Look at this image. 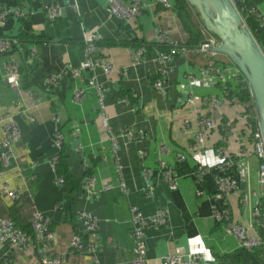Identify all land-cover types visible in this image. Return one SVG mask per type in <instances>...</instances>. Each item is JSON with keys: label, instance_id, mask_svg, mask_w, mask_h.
<instances>
[{"label": "crops", "instance_id": "obj_1", "mask_svg": "<svg viewBox=\"0 0 264 264\" xmlns=\"http://www.w3.org/2000/svg\"><path fill=\"white\" fill-rule=\"evenodd\" d=\"M108 1L77 0L75 11L67 0H0L2 7H21L27 12L25 20L11 17L0 24V39L12 42L10 49H0V121L13 119L21 133L10 165L3 168L0 164V171H4L0 175V219L12 218L16 202L28 199L33 211L50 218L53 235L49 243L32 227L31 233L24 232L30 246L21 251L0 242V264H45L56 257L62 264H131L132 207L146 217L160 209L167 212L164 226L144 230L148 264H164L166 255L189 253L200 254L209 264H264V248L245 251L225 230L231 222L264 239L263 226L253 216V208L264 204V188L258 184L260 162L245 109L232 104L221 81L205 73L211 58L196 48L174 56L173 71L165 80L167 96L155 89L156 59L161 51L158 31L167 32L181 45L189 41L175 12V0H169V9L158 0H140L148 10L134 22L109 19ZM55 3L61 6L62 14L50 20L45 7ZM252 8L264 16V0H242L241 10L247 26L264 38L263 22L248 16ZM84 31L100 37L92 59H105L115 69L105 74L98 68L97 78L106 89L107 116L118 142L116 152L111 133L102 123L96 91L89 86L92 74L84 71L81 78H74L71 73L86 60ZM22 34L34 39L16 38ZM140 46H145L146 52L136 64L131 50ZM212 62L232 64L226 56ZM11 63L19 66L14 77L7 69ZM52 76L58 77V84L48 82ZM229 87L230 92L236 89ZM76 90L86 94L81 101L75 98ZM203 117L214 125L205 137L206 148L219 149L247 168L246 178L238 167L230 172L240 189L222 199L217 198V169L210 170L202 182L197 180L198 157L190 146ZM227 122H232V132L225 128ZM57 129L67 145L62 171L69 179L63 183L53 167L54 159L60 156L54 143ZM129 131L134 132L132 139L127 136ZM3 138L0 123V154ZM162 146L168 151L160 154ZM179 152L187 155L186 160H177ZM161 161L174 167L176 190L165 180ZM89 176L96 178V196L84 186ZM4 182L20 193L18 200L6 195ZM106 185L111 189L104 190ZM214 210L229 213V220L218 221ZM85 213L99 220L94 234L85 230ZM76 236L93 242L95 251L75 252L71 243Z\"/></svg>", "mask_w": 264, "mask_h": 264}, {"label": "built area", "instance_id": "obj_2", "mask_svg": "<svg viewBox=\"0 0 264 264\" xmlns=\"http://www.w3.org/2000/svg\"><path fill=\"white\" fill-rule=\"evenodd\" d=\"M72 2L73 9L77 11L78 5L77 0H67ZM158 2L165 8H170L171 4L169 0H158ZM46 13L50 20H56L62 14V8L58 3L49 4L45 7ZM148 10V5L142 3L140 0H134L130 4H126L124 0H109L108 1V18L109 19H119L124 22H134L142 14ZM248 16L252 18L259 19L264 24V16L260 14L256 9L252 8L248 10ZM11 17L19 18L21 20L27 19V12L19 8H8L0 6V24L4 23ZM244 19V23H247ZM100 37L95 32L83 33V43L84 50L86 54V60H84L78 68L71 70L72 76L74 78H81L84 71H89L92 75L89 77V86L96 91L99 103V110L102 115V123L111 133V138L114 143V151L116 152L118 147V142L113 134L112 128L110 127L109 118L107 116L106 107V89L104 86L98 82L97 70H101L105 74L112 73L115 69L110 62L105 59H98L95 61L92 59L95 52L96 43L99 41ZM157 44L160 46H165L167 49H161L157 56V62L159 63V69L157 71L158 78L154 81V87L163 96L168 94V86L166 85V79L170 72L173 71L171 65L174 56L179 52H188L189 49L183 47L179 42L174 40L167 32L159 30L157 34ZM219 45V39L212 36L207 39V42L197 47L198 53L209 56V61L206 63L205 73L210 77H215L220 80L226 92L230 95V101L232 104L241 105L244 111V118L246 120H252L256 118L254 101L251 95L249 84L246 78L243 76L241 71L232 63L223 65L222 63L212 62L217 60L219 56H223L210 48ZM12 46V42L8 39H0V49L8 50ZM146 52L145 46L136 47L131 50V56L136 64H139L143 60V56ZM8 73L11 77L18 74L19 66L15 63H11L7 66ZM58 77L52 76L48 79V82L52 85L58 84ZM229 85H234L236 87L235 91L230 92ZM232 88V87H231ZM249 91V99H243V93ZM86 96L83 90H76L75 98L77 101H81ZM57 123L60 122V118L55 119ZM3 130V152L0 154V164L3 168H7L10 165L12 157H14V144H16L20 138L21 133L17 123L11 119H5L0 121ZM258 123V122H257ZM214 128L213 122L207 118L203 117L199 121V129L195 135L193 144L190 146L191 151L195 156L198 157L197 164V180L202 182L206 174L213 168L217 169L219 174L215 178V184L217 186V198L222 199L230 194H236L239 192V184L235 179L230 176V172L237 168L239 173L243 178L247 176V168L241 161H235L234 159L227 158L223 153L217 150L207 149L205 146V137L207 133ZM225 128L232 132V122H227ZM134 135L133 131L127 132V136L132 139ZM253 135L254 143V153L260 162L259 172H258V184L260 187L264 188V141L262 134L260 132L259 126ZM64 136L62 132L57 129L55 133V147L58 152L61 151L63 146ZM168 151L166 146H162L159 149V153L163 154ZM144 155V153H141ZM187 155L185 153L179 152L177 154V160L182 162L186 160ZM59 157L55 158L53 161V167L56 171V166L58 164ZM161 167L165 171L164 178L170 184L172 190H176L178 184L174 179V167L166 165L164 161H161ZM4 174V171H0V175ZM150 174V172L148 173ZM60 183L64 182V179L58 177ZM96 178L94 176H89L84 180V186L87 192L91 196H96L95 191ZM4 188L6 195L12 200H18L20 198V193L16 190H11L8 188L6 182H4ZM124 189L123 185L121 186ZM111 189V186H104V190ZM243 203H247V199H243ZM132 231L130 232V238L134 243L133 247V259L131 264H148L146 244L144 241V230L147 227L153 226L160 228L166 224V210L160 209L155 215L146 217L144 216L136 207H132ZM215 218L218 221H223L224 219L229 220V213L221 214V212L214 210L213 212ZM253 216L258 225L264 227V204L258 203L253 208ZM84 218V227L88 234H94L99 228V220L96 216L91 213L82 214ZM32 227L34 231L41 236L42 239H46L49 243L53 240V235L50 233L49 224L50 218L45 214L34 211L32 214ZM225 230L228 234L233 235L238 242L240 248L245 251L253 252L258 248H264V239H259L250 235V229L242 225L228 222L226 224ZM0 242L8 243L12 250H27L30 246L29 237L18 228L12 218L0 219ZM71 247L75 252H94L95 244L93 242L86 243L80 236H76L71 243ZM164 264H209L206 263L203 256L200 254L189 253L187 255L172 256L166 255L162 258ZM1 262V260H0ZM5 263V262H4ZM45 264H62L60 257H56L52 260L46 261ZM93 264H101L99 261Z\"/></svg>", "mask_w": 264, "mask_h": 264}, {"label": "water", "instance_id": "obj_3", "mask_svg": "<svg viewBox=\"0 0 264 264\" xmlns=\"http://www.w3.org/2000/svg\"><path fill=\"white\" fill-rule=\"evenodd\" d=\"M187 1L207 33L219 39V45L210 50L226 56L246 78L264 141V51L244 23L242 0Z\"/></svg>", "mask_w": 264, "mask_h": 264}, {"label": "trees", "instance_id": "obj_4", "mask_svg": "<svg viewBox=\"0 0 264 264\" xmlns=\"http://www.w3.org/2000/svg\"><path fill=\"white\" fill-rule=\"evenodd\" d=\"M175 12L179 16V18L182 21V24L186 31L189 34V41L186 44H182L183 47L186 48H197L201 46L202 44L207 42V31L204 29L202 22L200 21L199 15L197 11L190 6L187 0H175ZM242 13V11H241ZM242 15H244L242 13ZM253 35L255 36L256 40L258 41L259 45L264 51V38L260 36L259 34L255 33L251 29ZM17 39H23L25 40H33L34 37L30 34H22L19 37H16ZM161 49H167L165 46L158 45ZM250 92L245 91L243 93V99H249ZM249 124V128L251 129L252 133L256 131L258 123L257 120H247ZM250 138L253 141V135L250 134ZM223 144L221 143L220 147ZM67 150V145L65 141L63 142V146L60 151L59 161L56 166V172L58 177L65 179H69V176L66 172L62 171V165L63 161L65 159V152ZM236 160V159H235ZM32 205L31 202L28 199H21L16 202V207L14 209V215H12V219L15 222L16 226L20 228L22 231L26 233L32 232V225L30 222V219L33 214ZM32 229V230H31ZM264 231V227L261 228V231ZM87 241V240H86Z\"/></svg>", "mask_w": 264, "mask_h": 264}, {"label": "rangeland", "instance_id": "obj_5", "mask_svg": "<svg viewBox=\"0 0 264 264\" xmlns=\"http://www.w3.org/2000/svg\"><path fill=\"white\" fill-rule=\"evenodd\" d=\"M207 35H208L207 39L211 37V34L207 33Z\"/></svg>", "mask_w": 264, "mask_h": 264}]
</instances>
